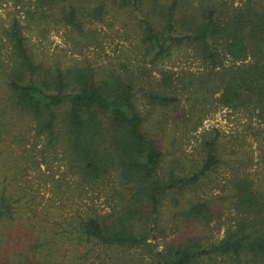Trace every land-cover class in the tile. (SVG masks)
Listing matches in <instances>:
<instances>
[{"label":"trees","instance_id":"trees-1","mask_svg":"<svg viewBox=\"0 0 264 264\" xmlns=\"http://www.w3.org/2000/svg\"><path fill=\"white\" fill-rule=\"evenodd\" d=\"M79 1L33 0L42 8L26 15L39 13L47 18L57 9L66 26L84 33L85 9ZM111 4L142 12L139 27L145 66L164 61L186 45L201 58L204 71L176 77L182 85L164 72L162 88L154 89L146 81V71L135 78L131 73H99L90 66H47L37 60L24 26L14 18L0 37V50L4 45L8 48L6 53L0 51V77L6 92L5 103L0 102V132L6 126V114L13 111L27 117L35 135L45 139V147L54 149L61 141L63 157L83 185L93 186L116 175L120 188L127 192L121 209L105 218L90 214L72 220L86 242L127 250L147 247L151 264H200L203 260L214 264L219 257L230 264H264V194L249 179L233 185L237 216L221 241L202 244L190 239L181 246L165 244L159 251L152 250L148 241L154 237L165 196L198 184L217 165L219 142L217 137L204 141L205 155L197 173L163 179L159 175L163 153L137 105L143 99L145 105L167 110L191 85L193 94L208 100L196 105L203 107L198 108L200 118L206 107L208 111L212 107L242 110L256 118L264 145L263 3L247 0L233 8L218 0L195 5L188 0H96L90 14L102 19ZM3 202L0 197V228L13 220L10 205L6 209ZM209 216L210 208L202 200L190 204L185 214L188 220ZM24 261L35 264L29 258Z\"/></svg>","mask_w":264,"mask_h":264},{"label":"rangeland","instance_id":"rangeland-1","mask_svg":"<svg viewBox=\"0 0 264 264\" xmlns=\"http://www.w3.org/2000/svg\"><path fill=\"white\" fill-rule=\"evenodd\" d=\"M32 1L16 4L0 0V37L16 18L24 26V36L37 60L47 66H90L99 73H131L135 78L141 76L140 71H146V81L154 89L162 88L164 72L175 79L204 71L201 58L186 45L173 50L164 61L146 67L139 27L142 12L111 4L102 19H95L90 12L96 0H82L79 4L85 9V32L77 33L66 26L57 9L47 18L39 13L27 16L26 11L42 8ZM188 1L195 5L207 0ZM218 1L238 8L247 0ZM255 1L264 5V0ZM155 15L153 19L157 20ZM6 50L4 45L0 51ZM175 83L182 85L176 79ZM181 92L179 102L167 110L145 105L143 99L137 102L146 129L157 139L163 153L159 175L168 179L197 173L205 155L204 141L213 137L218 138L219 160L198 184L165 196L154 237L148 241L154 252L165 244L181 246L190 239L202 244L221 241L237 216L233 185L238 180L249 179L255 190L264 194V145L257 133L256 118L242 110L233 112L220 107L209 111L206 107L200 118L201 106L196 105L208 100L193 94L191 85L186 93ZM5 98L0 77V102L5 103ZM11 112L6 114V126L0 132V197L10 205L9 218L13 220L0 228V264H25V258L35 264H151L147 247L127 250L86 242L72 222L90 214L105 218L121 209L127 192L120 188L116 175L93 186L83 185L69 160L64 159L61 141L54 149L45 147V139L35 135L27 117ZM200 200L208 204L209 218L188 220V207ZM230 263L220 257L214 262ZM200 264H208V260Z\"/></svg>","mask_w":264,"mask_h":264}]
</instances>
